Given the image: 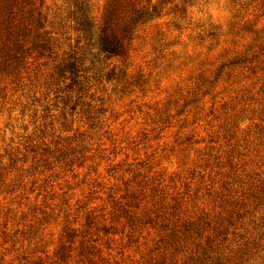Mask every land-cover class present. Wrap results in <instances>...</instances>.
I'll return each instance as SVG.
<instances>
[{
	"label": "rangeland",
	"instance_id": "1",
	"mask_svg": "<svg viewBox=\"0 0 264 264\" xmlns=\"http://www.w3.org/2000/svg\"><path fill=\"white\" fill-rule=\"evenodd\" d=\"M0 264H264V0H0Z\"/></svg>",
	"mask_w": 264,
	"mask_h": 264
},
{
	"label": "trees",
	"instance_id": "2",
	"mask_svg": "<svg viewBox=\"0 0 264 264\" xmlns=\"http://www.w3.org/2000/svg\"><path fill=\"white\" fill-rule=\"evenodd\" d=\"M78 9L82 12L83 16L84 13H83V8L81 6H78ZM83 27H87L88 24H87V21H86V17H83ZM100 47H101V50L104 52V53H107V54H110V55H113V54H116L118 53V48L115 44H112V43H109L107 41V39L105 38H101V41H100ZM72 69H73V65H71Z\"/></svg>",
	"mask_w": 264,
	"mask_h": 264
}]
</instances>
